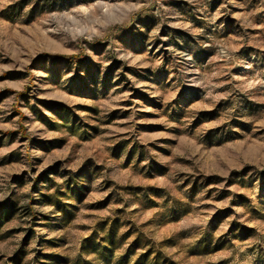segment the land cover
<instances>
[{
    "label": "rangeland",
    "instance_id": "obj_1",
    "mask_svg": "<svg viewBox=\"0 0 264 264\" xmlns=\"http://www.w3.org/2000/svg\"><path fill=\"white\" fill-rule=\"evenodd\" d=\"M0 264H264V0H0Z\"/></svg>",
    "mask_w": 264,
    "mask_h": 264
},
{
    "label": "trees",
    "instance_id": "obj_2",
    "mask_svg": "<svg viewBox=\"0 0 264 264\" xmlns=\"http://www.w3.org/2000/svg\"><path fill=\"white\" fill-rule=\"evenodd\" d=\"M62 59L67 60V61L72 62V63H78V62L82 61V59L78 56L62 57Z\"/></svg>",
    "mask_w": 264,
    "mask_h": 264
}]
</instances>
